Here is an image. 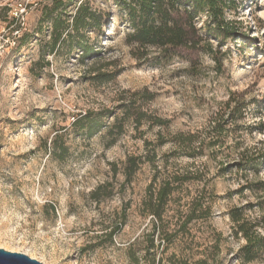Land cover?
<instances>
[{"label": "rangeland", "instance_id": "374dc122", "mask_svg": "<svg viewBox=\"0 0 264 264\" xmlns=\"http://www.w3.org/2000/svg\"><path fill=\"white\" fill-rule=\"evenodd\" d=\"M62 1L68 23L81 2L99 14L93 59L73 42L50 54L60 0H0V249L42 264H243L230 212L264 236V0H227L223 29L199 13L195 44L164 53L128 42L113 0ZM89 114L103 115L94 135L73 126ZM173 175L166 249L141 203Z\"/></svg>", "mask_w": 264, "mask_h": 264}, {"label": "trees", "instance_id": "16d2710c", "mask_svg": "<svg viewBox=\"0 0 264 264\" xmlns=\"http://www.w3.org/2000/svg\"><path fill=\"white\" fill-rule=\"evenodd\" d=\"M113 2L119 8L121 18H125L132 29V32L127 35L128 42L139 47L157 48L163 53L167 52L169 48L174 49L195 44L193 42L195 37L193 20L201 12H207V15L213 20L214 28L223 29V11L227 6V0H113ZM59 6L62 7L63 11L61 10V13L55 17L47 16L46 19V22H49L51 26L50 54L56 52L57 48L59 49L66 43L71 44L73 42L71 48L81 53L80 60L82 63L85 60L93 59L98 51H96L95 45L88 42L87 34L89 30L99 28V14L89 9L87 3L81 2L71 22L68 23V19L61 20V15L66 8L62 0L57 3L55 10ZM97 77H102V75ZM102 117L103 115H100L96 120H91L90 114L85 115L78 118L73 126L85 130L86 135H94L104 128L98 121ZM116 129H121L118 127L117 121L108 129L107 135H112ZM184 142H178L179 146H183ZM139 166V158H127L123 172L126 181L130 182ZM181 181V178L176 175L164 179L159 184L154 181L148 186L146 197L141 203L144 215L151 217L153 231H160V244L165 243L166 249L172 244L166 232L171 224L164 220L172 195L177 190V184H180ZM102 189L103 187H99L92 196L96 198ZM195 211V209L190 210L185 219L178 224L176 223L175 226L178 225L179 229L186 228L196 219L194 217ZM207 211L208 207L202 212L207 214ZM230 217L234 224V234L240 235L245 241V244L239 249L240 259L243 264L251 263L264 250V236L258 232V225L250 223L240 214L239 210H232ZM177 232L174 230V233ZM153 249L152 243L150 247L146 248V255H149ZM166 249L162 253H165ZM130 258L136 260L133 256ZM166 260L168 264H213L209 262L208 257L193 260L171 255Z\"/></svg>", "mask_w": 264, "mask_h": 264}, {"label": "water", "instance_id": "95a60500", "mask_svg": "<svg viewBox=\"0 0 264 264\" xmlns=\"http://www.w3.org/2000/svg\"><path fill=\"white\" fill-rule=\"evenodd\" d=\"M0 264H42L22 253L8 252L0 249Z\"/></svg>", "mask_w": 264, "mask_h": 264}]
</instances>
